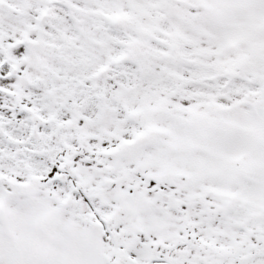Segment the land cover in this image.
<instances>
[{
  "label": "snow or ice",
  "instance_id": "obj_1",
  "mask_svg": "<svg viewBox=\"0 0 264 264\" xmlns=\"http://www.w3.org/2000/svg\"><path fill=\"white\" fill-rule=\"evenodd\" d=\"M0 264H264V0H0Z\"/></svg>",
  "mask_w": 264,
  "mask_h": 264
}]
</instances>
